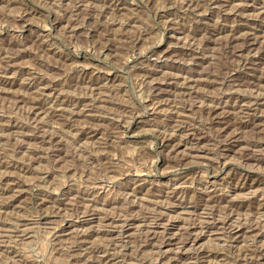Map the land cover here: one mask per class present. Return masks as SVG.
<instances>
[{
	"label": "rangeland",
	"instance_id": "obj_1",
	"mask_svg": "<svg viewBox=\"0 0 264 264\" xmlns=\"http://www.w3.org/2000/svg\"><path fill=\"white\" fill-rule=\"evenodd\" d=\"M0 264H264V0H0Z\"/></svg>",
	"mask_w": 264,
	"mask_h": 264
},
{
	"label": "bare ground",
	"instance_id": "obj_2",
	"mask_svg": "<svg viewBox=\"0 0 264 264\" xmlns=\"http://www.w3.org/2000/svg\"><path fill=\"white\" fill-rule=\"evenodd\" d=\"M228 10V9H227ZM224 12V11H223ZM252 18V17H251ZM240 31V30H239ZM207 34V33H206ZM221 34V33H220ZM229 36V35H228ZM255 38V37H254ZM251 41V40H250ZM257 43V42H256ZM244 44V43H243ZM259 44V43H258ZM230 48V47H229ZM233 50V49H232ZM261 50V49H260ZM240 52V51H239ZM263 53V52H262ZM227 82V81H226ZM214 97V96H213ZM244 110V109H243ZM210 111V110H209ZM214 111V110H213ZM242 111V110H241ZM228 137V136H227ZM197 146V145H196ZM161 221V220H160ZM103 224V223H102Z\"/></svg>",
	"mask_w": 264,
	"mask_h": 264
}]
</instances>
